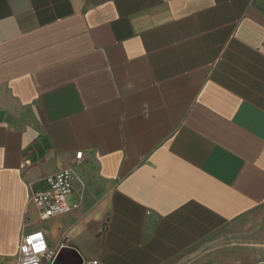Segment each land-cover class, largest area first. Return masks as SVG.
Instances as JSON below:
<instances>
[{
	"label": "crops",
	"instance_id": "crops-1",
	"mask_svg": "<svg viewBox=\"0 0 264 264\" xmlns=\"http://www.w3.org/2000/svg\"><path fill=\"white\" fill-rule=\"evenodd\" d=\"M79 151L85 187L38 220ZM263 206L264 0H0V264L34 230L166 264Z\"/></svg>",
	"mask_w": 264,
	"mask_h": 264
},
{
	"label": "built area",
	"instance_id": "built-area-1",
	"mask_svg": "<svg viewBox=\"0 0 264 264\" xmlns=\"http://www.w3.org/2000/svg\"><path fill=\"white\" fill-rule=\"evenodd\" d=\"M83 153L76 152L72 162L55 173L43 178L44 188L35 192L28 200V208L32 207L37 212L40 221L59 217L68 213L71 207L68 197L74 186L85 187L81 174L75 169L82 161ZM58 252L49 249L47 239L41 230L23 234L18 245L17 264H53ZM81 257V264H99L96 257Z\"/></svg>",
	"mask_w": 264,
	"mask_h": 264
},
{
	"label": "rangeland",
	"instance_id": "rangeland-1",
	"mask_svg": "<svg viewBox=\"0 0 264 264\" xmlns=\"http://www.w3.org/2000/svg\"><path fill=\"white\" fill-rule=\"evenodd\" d=\"M166 264H264V206Z\"/></svg>",
	"mask_w": 264,
	"mask_h": 264
},
{
	"label": "water",
	"instance_id": "water-1",
	"mask_svg": "<svg viewBox=\"0 0 264 264\" xmlns=\"http://www.w3.org/2000/svg\"><path fill=\"white\" fill-rule=\"evenodd\" d=\"M93 238L87 234H81L66 246L62 247L53 264H81V257H90V248Z\"/></svg>",
	"mask_w": 264,
	"mask_h": 264
}]
</instances>
